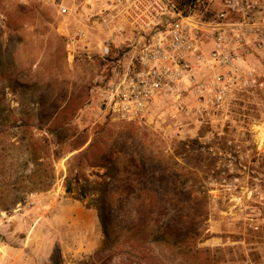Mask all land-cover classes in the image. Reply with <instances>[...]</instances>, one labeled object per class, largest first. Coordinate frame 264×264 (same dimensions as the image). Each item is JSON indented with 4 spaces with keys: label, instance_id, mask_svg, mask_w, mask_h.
<instances>
[{
    "label": "rangeland",
    "instance_id": "rangeland-1",
    "mask_svg": "<svg viewBox=\"0 0 264 264\" xmlns=\"http://www.w3.org/2000/svg\"><path fill=\"white\" fill-rule=\"evenodd\" d=\"M202 4L200 18L224 8L221 0ZM101 8L96 0H0V97L15 117L43 130L56 122L55 111L75 110L65 126L88 134L80 150L92 142L83 162L95 188L84 199L65 190L68 163L79 152L71 151L74 137L52 146L59 151L49 158L54 183L31 191L26 147H18L14 129L1 133L0 264H178L184 252L153 241V233L181 226L177 215L185 220L191 212L194 178L208 191L198 247L215 264H264V151L257 139L264 89L237 92L223 108L206 103L203 114L159 100L143 118L119 119L100 91L131 33L104 55L109 32ZM90 161H114L115 169L106 175ZM110 177L107 240L91 200Z\"/></svg>",
    "mask_w": 264,
    "mask_h": 264
},
{
    "label": "built area",
    "instance_id": "built-area-1",
    "mask_svg": "<svg viewBox=\"0 0 264 264\" xmlns=\"http://www.w3.org/2000/svg\"><path fill=\"white\" fill-rule=\"evenodd\" d=\"M181 1L96 0L104 55L131 33L100 91L113 116L143 118L159 100L203 114L206 103L223 108L237 92L264 89V0H221L206 18L196 14L204 0L189 12Z\"/></svg>",
    "mask_w": 264,
    "mask_h": 264
},
{
    "label": "trees",
    "instance_id": "trees-1",
    "mask_svg": "<svg viewBox=\"0 0 264 264\" xmlns=\"http://www.w3.org/2000/svg\"><path fill=\"white\" fill-rule=\"evenodd\" d=\"M180 4L189 12V10L196 8L197 2L195 0H183ZM13 112L14 110L10 104L3 97H0V134L14 129L13 134L18 147H26L28 153L26 164L31 166L27 174V178L31 182V191L36 189L46 190L54 183V167L49 158L53 153L58 154L59 151L53 150L52 146L61 147L63 142L76 137L70 144L71 151L79 150V152L74 154L68 163L64 178L65 190L68 194L78 199H84L95 194L93 193L95 188L91 185V181L86 175L83 162L85 154L92 146V142L85 149L80 150L88 143V134L72 132L71 125L65 126L66 123H72L76 111L73 110L70 113L66 110L55 111L53 116L56 122H52L45 130L40 125L29 121L26 117H15ZM88 165L105 167L106 175L115 169L114 161L111 163L103 161L99 165H96L95 161H90ZM196 180L194 178L192 182L189 196L191 212L185 220L183 215H177L181 226L174 228L167 224L164 233H153V241L165 243L172 251L176 248L182 250L184 257L178 264H215V257L211 256L210 251L198 247V239L202 233V224L204 222L200 217H204L207 211L208 191L202 189V187H196ZM112 181L111 177L109 180L103 181L101 192L97 193L91 200V204L98 209L103 234L107 240L112 234L108 211L110 202L108 188ZM23 201L24 199H16L15 204Z\"/></svg>",
    "mask_w": 264,
    "mask_h": 264
},
{
    "label": "bare ground",
    "instance_id": "bare-ground-1",
    "mask_svg": "<svg viewBox=\"0 0 264 264\" xmlns=\"http://www.w3.org/2000/svg\"><path fill=\"white\" fill-rule=\"evenodd\" d=\"M258 130H260L259 134L257 135L258 144L261 149L264 151V124L257 127Z\"/></svg>",
    "mask_w": 264,
    "mask_h": 264
}]
</instances>
